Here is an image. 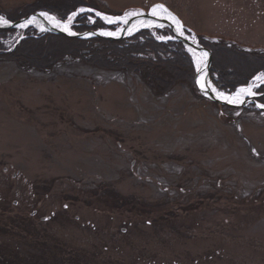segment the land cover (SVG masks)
<instances>
[{
    "label": "rangeland",
    "instance_id": "obj_1",
    "mask_svg": "<svg viewBox=\"0 0 264 264\" xmlns=\"http://www.w3.org/2000/svg\"><path fill=\"white\" fill-rule=\"evenodd\" d=\"M32 1L0 0V17L17 21L23 17L10 21L6 12ZM92 1L114 17L161 4L199 45L202 37L264 54V0ZM102 22L113 28L98 30L120 26ZM27 28L1 36L3 50H12ZM167 29L168 35L135 33L146 30L156 43L177 41ZM184 51L192 82L161 97L131 72L78 59L46 72L0 59V258L7 264H264V109L256 107L264 103V86L245 104H219L197 87ZM259 73L264 69L230 93L212 85L232 96Z\"/></svg>",
    "mask_w": 264,
    "mask_h": 264
},
{
    "label": "trees",
    "instance_id": "obj_2",
    "mask_svg": "<svg viewBox=\"0 0 264 264\" xmlns=\"http://www.w3.org/2000/svg\"><path fill=\"white\" fill-rule=\"evenodd\" d=\"M87 7L111 15L92 0H33L27 7L6 12L13 21L35 11H48L64 21L77 8ZM115 15V14H113ZM92 13L78 15L71 25L76 33L113 28L95 17L89 24ZM14 32L13 29L0 30V37ZM31 33L33 35H31ZM165 35L170 33L163 30ZM198 42L211 53V81L215 88L224 92L246 84L248 79L264 69V54L248 52L220 40L198 37ZM73 58L96 68L111 72H131L141 78L155 96H163L178 83L192 82L193 70L184 47L177 41L156 43L146 30L120 40L104 38H74L59 34H37L27 28L25 37L10 51L5 52L0 43V59L12 60L23 68L46 72L56 63ZM0 258V264H7Z\"/></svg>",
    "mask_w": 264,
    "mask_h": 264
},
{
    "label": "bare ground",
    "instance_id": "obj_3",
    "mask_svg": "<svg viewBox=\"0 0 264 264\" xmlns=\"http://www.w3.org/2000/svg\"><path fill=\"white\" fill-rule=\"evenodd\" d=\"M40 13H42V12H39V15L32 16V17H30L28 19V20H30L33 17H35V19L33 20V22L31 24H29L27 27L32 26L38 32H47V31H49V29H55V30H59V31L65 32V31L62 30V27H54L53 26V23L50 20H48L46 17L41 16ZM164 15H167V14L165 13ZM48 16L53 17L51 15H48ZM100 17H101V19H103L102 17L117 18V17H122V16H115V17H113L111 15L110 16L109 15L108 16L107 15H101ZM136 17L137 16L129 17L128 18V23H129V21H132L130 24H128V23L127 24H122V23H119V21H117L116 24L119 23L120 26L116 30H113V31H105V32H113V33H116V35H111V36H119L121 33H123L125 35H130L129 32H128V29L129 28H133V31L131 32V34H132V33H135L136 31H138L140 29H146V30H152V31L157 30V29H161V31H163V30L167 29L168 27H170V28L173 29L174 33L176 35H178L177 34V31H176V25L171 20H169V19L156 18V17H153V16H150L151 18H136ZM28 20H26V21H28ZM103 20L106 21L105 19H103ZM5 21H7V20H5ZM26 21H24V22H22L20 24H24V23H26ZM57 21H59V20H57ZM7 23H8V21H7ZM7 23H0V27L7 25ZM112 24H114V23H112ZM145 25H151V26H145ZM133 26H135V27H133ZM27 27L21 28V27H17L16 26V28H18V29H25ZM178 36H180V35H178ZM186 50L190 54V56L192 58V63L194 65L195 72L197 74L196 81H195L197 87L208 98L215 99V100L222 101V102L224 101V102L228 103L227 100L219 99L217 97V95H216V92H218V91L213 87V85L210 82V79L208 78L207 60L204 61L202 59L201 55H200L203 51H200L197 48H195L193 46H190V45H186ZM197 61L200 62L201 72H199V73L197 72ZM197 79H201V83L205 85V88L203 90L201 88V85L200 84H197ZM241 88H243V87H241ZM213 89H215L216 92H214ZM238 89H240V88H238ZM237 90H236V92H237ZM253 91H254V89H253ZM236 92L233 95H235ZM225 96H229V95L228 94H225ZM250 97H252V96H242V98L245 100V103H247V102L250 101V99H249ZM245 103H242V104H245ZM228 104H230V103H228ZM240 104L241 103H233V104H230V105L238 106Z\"/></svg>",
    "mask_w": 264,
    "mask_h": 264
},
{
    "label": "snow or ice",
    "instance_id": "obj_4",
    "mask_svg": "<svg viewBox=\"0 0 264 264\" xmlns=\"http://www.w3.org/2000/svg\"><path fill=\"white\" fill-rule=\"evenodd\" d=\"M85 11L91 12L92 9L81 8L79 10V12H73L71 15H69L66 22L57 21L54 17H50V16H48L47 13H44V12L40 13V15L44 16L48 20H50L53 23L54 27H62V30L67 32L68 35H75V33L70 30V25L79 13H83ZM165 13L167 15H164ZM95 14L97 16H101V13H99V12H96ZM140 15H143V13H141V12H131V13L126 12L124 14V16H122V17H117V18L102 17V18L105 19L108 23H116L117 21H119V23L127 24L129 17L140 16ZM148 15L156 17V18H165V19L171 20L176 25L177 34L180 36L184 35L183 25H181L179 20H177L176 17L173 16L168 11V9L165 8L163 5H161V4L153 5L152 8L150 9ZM34 19H35V17L26 21V23H24V24L17 25V27H21V28L27 27L29 24H31L33 22ZM89 19L91 22V18H89ZM0 23H7V21H5L2 17H0ZM145 26H151V25H145ZM133 27H135V26H133ZM132 31H133V28L128 29L129 34H131ZM101 34L102 35H108V36L116 35V33H113V32H102ZM159 39L171 40L172 37H166V38L165 37H159ZM200 55L204 61L207 60V58H208L207 52H202ZM197 72L198 73L201 72L199 61H197ZM197 84L201 85L202 90L205 88V85L201 83V79H197ZM261 86H264V73H259L256 76H254L253 82L247 84L246 87L238 89L236 94L233 96H225V94L223 92H216L215 89H213V91L216 92V95L219 99L227 100V102L230 104H233V103H241L242 104V103H245V100L242 98V96H255V95H257V93H255L253 91V89L254 88H260ZM256 107L264 109V103H257ZM254 154H256L255 150H254Z\"/></svg>",
    "mask_w": 264,
    "mask_h": 264
},
{
    "label": "water",
    "instance_id": "obj_5",
    "mask_svg": "<svg viewBox=\"0 0 264 264\" xmlns=\"http://www.w3.org/2000/svg\"><path fill=\"white\" fill-rule=\"evenodd\" d=\"M37 15H39V12H35L32 15L23 17V18H21V19H19L17 21H14V22H8L7 25L0 27V29L15 28L18 24L28 20L32 16H37ZM136 18H151V17H150V15H148V13H145L143 15L137 16ZM131 22L132 21H129L128 24H130ZM168 28L171 30V32H172V34L174 36V40H177L180 43H182V45L185 48H186V45H190V46H193V47L197 48L200 51L208 53V58H207V71H208V68L210 66V53H209V51L207 49L201 47L198 43H196L197 41L194 42V40L191 39L189 36H187L185 33H184L183 36H178V35H176L174 33L172 28H170V27H168ZM105 31H107V30H97V31H90V32H85V33H75L74 32L75 35H68V33H66V32H62V31L55 30V29H49V31H47V32L52 33V34H59V35L67 36V37L80 38V39H86V38L94 37V38H104V39H108V40H120V39H123L125 37H128V35H125L123 33H121L119 36L102 35L101 33L105 32ZM212 100L218 102L219 104H228V103H225L224 101L222 102V101H218V100H215V99H212ZM228 105H230V104H228ZM230 106H234V105H230Z\"/></svg>",
    "mask_w": 264,
    "mask_h": 264
},
{
    "label": "flooded vegetation",
    "instance_id": "obj_6",
    "mask_svg": "<svg viewBox=\"0 0 264 264\" xmlns=\"http://www.w3.org/2000/svg\"><path fill=\"white\" fill-rule=\"evenodd\" d=\"M5 198V197H4ZM0 200H4L2 198H0ZM6 200V199H5ZM53 214V213H52ZM35 215H36V209H33L31 212H30V219H34L35 218ZM32 217V218H31ZM50 217V216H49ZM49 217H40V221H45L46 219H48ZM9 219L11 220V217H9ZM8 219L4 220L3 223H4V229L5 230H8L9 227L11 226V222ZM31 222H33L32 220H30ZM1 229V228H0ZM7 232V231H6Z\"/></svg>",
    "mask_w": 264,
    "mask_h": 264
}]
</instances>
